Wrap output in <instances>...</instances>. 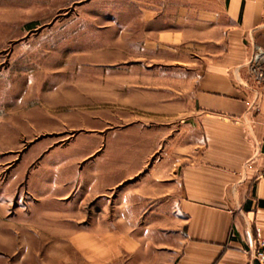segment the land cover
Wrapping results in <instances>:
<instances>
[{"label":"rangeland","instance_id":"rangeland-1","mask_svg":"<svg viewBox=\"0 0 264 264\" xmlns=\"http://www.w3.org/2000/svg\"><path fill=\"white\" fill-rule=\"evenodd\" d=\"M186 2L0 0V264L174 262L204 65L160 37Z\"/></svg>","mask_w":264,"mask_h":264},{"label":"crops","instance_id":"crops-1","mask_svg":"<svg viewBox=\"0 0 264 264\" xmlns=\"http://www.w3.org/2000/svg\"><path fill=\"white\" fill-rule=\"evenodd\" d=\"M207 1L176 8L160 37L175 48H197L204 65L186 88L194 153L175 176L182 230L172 264H259L253 251L264 237V84L252 85L246 62L252 44L264 49V0ZM21 115L9 126L13 142L29 135V113ZM27 162L19 176L29 191ZM135 172L106 179L114 185Z\"/></svg>","mask_w":264,"mask_h":264},{"label":"built area","instance_id":"built-area-1","mask_svg":"<svg viewBox=\"0 0 264 264\" xmlns=\"http://www.w3.org/2000/svg\"><path fill=\"white\" fill-rule=\"evenodd\" d=\"M246 64L252 85L259 87L264 84V49L261 46L252 44ZM258 176H264V170L259 171ZM253 256L259 264H264V237L257 239Z\"/></svg>","mask_w":264,"mask_h":264}]
</instances>
